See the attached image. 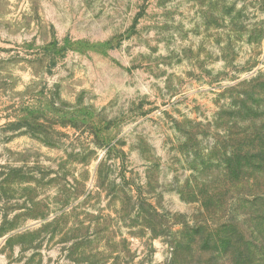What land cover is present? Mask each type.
<instances>
[{
	"label": "rangeland",
	"instance_id": "rangeland-1",
	"mask_svg": "<svg viewBox=\"0 0 264 264\" xmlns=\"http://www.w3.org/2000/svg\"><path fill=\"white\" fill-rule=\"evenodd\" d=\"M260 75L264 0H0V264H264Z\"/></svg>",
	"mask_w": 264,
	"mask_h": 264
},
{
	"label": "trees",
	"instance_id": "trees-1",
	"mask_svg": "<svg viewBox=\"0 0 264 264\" xmlns=\"http://www.w3.org/2000/svg\"><path fill=\"white\" fill-rule=\"evenodd\" d=\"M262 76L263 75H260V76H258V78H256L255 80H256V82L258 83L257 85H258V87L260 88H263L262 90H261V92H262V96H264V78H262ZM255 163V165H257V164H259V162L258 161H255L254 162ZM260 200H261V202H263L262 203V208H263V212H262V216H260L258 219H259V221L261 222V224H264V198H263V196L262 197H260L259 198ZM186 227H188V226H186ZM196 235H199V232H196L195 234H191V235H188V236H184V240L186 239V241H187V239H189V241H193V239L195 238V236ZM230 239V238H229ZM229 239H222V237L219 235V234H217L216 235V239H215V242H216V244L218 245V246H221V247H228V245H230V241H229ZM228 240V241H227ZM189 243V242H188ZM234 249H236V247H232V248H230V250L229 251H227V257L229 258V256L230 257H233V253H234Z\"/></svg>",
	"mask_w": 264,
	"mask_h": 264
}]
</instances>
